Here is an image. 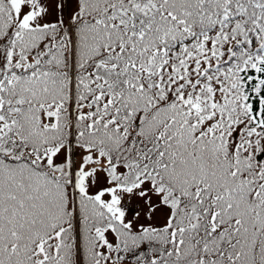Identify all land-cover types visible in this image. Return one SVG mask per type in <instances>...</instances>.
<instances>
[{"label": "snow or ice", "instance_id": "snow-or-ice-1", "mask_svg": "<svg viewBox=\"0 0 264 264\" xmlns=\"http://www.w3.org/2000/svg\"><path fill=\"white\" fill-rule=\"evenodd\" d=\"M0 264H264V0H0Z\"/></svg>", "mask_w": 264, "mask_h": 264}]
</instances>
